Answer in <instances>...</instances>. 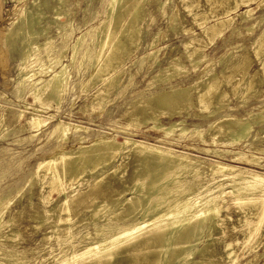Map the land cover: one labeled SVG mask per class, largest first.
<instances>
[{"label": "bare ground", "instance_id": "1", "mask_svg": "<svg viewBox=\"0 0 264 264\" xmlns=\"http://www.w3.org/2000/svg\"><path fill=\"white\" fill-rule=\"evenodd\" d=\"M213 1L216 0H206L207 3ZM218 1L227 4L222 6L223 11H213L207 16L205 11L194 9L199 6L197 0H181L201 26V32H190L194 27L184 25L178 8L170 17L173 23L191 33L183 42L186 62L181 56H170L162 62L163 58L157 55L160 50L156 48L157 33L145 45L147 55L134 57L141 45L144 21L152 11H164L168 0H107L106 18L87 38L82 33L74 36L75 26L71 21L61 19L65 0H28L22 12L6 28L5 40L2 45L0 43V57L5 60L7 54H14L16 50L22 53L15 94L19 99L34 103L33 108H19L13 124L0 115V128L11 127L0 137L28 131V138L34 141L44 126L49 129L45 141L36 145L38 151L44 153L20 180L30 184V189L37 182L42 202L40 208L31 203V212L26 217L39 219L38 228L46 224L43 239L47 243L49 235H54L58 241L57 250L53 245L48 246L52 252L48 258L44 257L43 264H217L223 259L226 264H237L232 242L221 240L223 236L241 234L248 249L254 248V242L264 237V172L222 161L202 166L200 160L165 143L166 137L187 138L189 133L206 142L202 131L207 122V130L213 135L214 142L222 140V146H249V152L264 153L263 139L259 137L264 133V97L259 100V107L243 110L248 98L242 100L240 107L219 103L223 91L218 88L220 75L213 72V66L206 71L199 69L201 81H197V73L189 79L172 81L188 67L196 72L209 56L205 49L228 30L231 35L239 36L245 30L253 31L262 21L248 22L245 29L233 24L237 16L251 20L264 0ZM242 6L247 9L240 10ZM50 9L56 16L54 23L60 42L49 33ZM201 33L205 37L203 44L199 43ZM238 42L230 47V53L223 52L215 57L214 62L225 61L220 74L229 69L230 59L235 61L236 57L249 54L245 42ZM3 43L6 49H3ZM26 46L29 48L25 50ZM69 47L72 49L69 58L75 67L73 73L63 60ZM259 47L264 54V27L253 38L250 49L258 51ZM146 56L150 58L148 70H152L153 80L160 79L163 83L153 87L150 82L141 89H133L119 116L126 117L127 122L119 125V114L110 111L109 103L114 96L123 95L127 87L124 78L129 84L133 83L135 74L143 69ZM87 58L94 67L88 79H81ZM128 62H137V67L126 68ZM74 71L78 75L76 80H72ZM258 75L264 79V56L253 72L239 75V81L232 87L253 83L256 87ZM205 77L208 78L203 80ZM77 80L80 88L73 91ZM93 86L97 89L92 95V103L84 111L90 122L97 116L107 117L106 125H112L110 130L104 126L89 131L81 123L71 121L72 117L56 120L67 94V101L74 93L78 94L76 97L86 96ZM201 86L198 99L206 103L208 96L214 95L216 108L198 115V120L202 118L204 122L194 121L190 127L179 110L180 105H186V109L192 106L193 91ZM178 105L179 108L174 110ZM51 109H55V113L45 114ZM74 113L71 110L69 115ZM164 118L169 119L168 122ZM256 123L262 128L256 130ZM129 127L162 133L165 138L156 142L138 139ZM25 138L16 141L21 143ZM207 151L226 157L228 150ZM237 154L238 158L255 165L263 162L254 152L238 151ZM130 159L134 161L133 171L126 179L125 169ZM7 188L0 190V264H17V261H26L27 256L25 250L18 249L16 240L20 233L21 212L9 211L12 199L8 200L11 190L8 192ZM3 203L6 205L2 208ZM233 213L239 220L237 225ZM197 253L199 259L194 257Z\"/></svg>", "mask_w": 264, "mask_h": 264}, {"label": "rangeland", "instance_id": "2", "mask_svg": "<svg viewBox=\"0 0 264 264\" xmlns=\"http://www.w3.org/2000/svg\"><path fill=\"white\" fill-rule=\"evenodd\" d=\"M28 0H0V43L2 45V42L5 40V31L6 28L9 26V24L15 20L16 16L22 12L24 4ZM66 6L64 7V14H62L61 19L64 21L65 19L68 21H71V23L75 26L76 31L74 33V36L85 34L86 38L91 35L93 32V28L100 23V21L104 20L106 18V1L107 0H65ZM199 6L194 9H196V12L198 11H205L207 16H211L213 11L221 12L223 11L222 6H225L227 4H222L216 1L207 3L206 0H197ZM148 7H150V3H147ZM252 6H255V4H252ZM177 8L179 9V16L182 18V21H184V25L188 28L194 27L193 31H190L191 33H198L201 32V26L197 24V22L194 21L193 16L189 13L188 9L184 6V3L181 2V0H168L167 5L165 7V10H155L150 13V16L147 17V19L143 23V36L141 45L136 51V56L141 58L143 55H147L146 51V43L150 42L152 37L157 33V44L156 48L160 49L157 52V55L160 56V58H163L164 62L166 59H168L170 56H181L184 61H187V54L186 49L184 46V41H186L191 33L185 32L179 24H175L170 20V17L172 16L174 11H177ZM247 7L242 6L240 10H246ZM48 16L50 19L49 21L50 28L49 33L53 37V39L57 42H60V37L57 33V29L55 27L54 20H56V16L54 14L53 10H48ZM69 17V18H68ZM254 20H262L260 23L255 25V28L251 32H247L246 30L243 32V34H240L239 36L231 35L230 30H228L225 35L222 38L216 39L211 45H209L205 51L209 55L208 58H212L209 61L208 58L200 64V68L196 72H193L191 68H187V70L184 73L177 74L172 78V81H181L184 79L192 78L199 69H204L205 71L213 66V72H216V74L220 75V84L218 85L219 90L223 91L221 97L218 99V102L221 104H224L226 107H240L242 104V100L244 98H248V103L246 106H243L241 109L244 108H257L260 106L259 100L264 97V82L262 75H258L255 78V84L256 87H254V83L252 85L248 86H240L239 88H233L232 85L239 81L240 76L244 73L253 72L257 66L261 64V59L263 58L264 54L262 51H260V47L258 51H255L254 49H250L251 43L253 41V38L263 29L264 27V4L263 6L256 9L253 13V16L251 20L245 21L240 16L236 17L233 24L238 26L237 28L245 29V26L248 22H253ZM46 21V20H45ZM250 34V35H249ZM42 40V37H41ZM40 40V41H41ZM238 41L245 42L244 47L247 46V49L249 48V54L246 52V50L243 52L246 54L243 56H238L234 60L228 61L229 69L225 71L224 74H220L223 62L221 63L214 62L215 57H219L222 55L223 52L230 53L232 49L230 48L232 45L236 46L239 44ZM205 37L203 36V33H201V39L199 43H204ZM225 44H228L225 46ZM29 47L26 46L25 50ZM3 49L5 48V44L3 43ZM242 51V50H241ZM260 51V52H259ZM237 55L235 52L233 53ZM72 55V49L69 47L67 51V57L63 58L64 63L69 64V70L71 73H73V70L75 69L74 63L72 62L71 57ZM23 58L22 53L19 50H16L14 54H7V57L5 60H3L0 57V115L3 114V118L6 119L8 122L10 120V123H15L13 121V117L16 114L17 110L19 108L25 109L27 108H33V101L30 100H22L19 99L15 94V87L18 82L19 78V71H18V63ZM138 58H136L134 61H137ZM219 59H217L218 61ZM78 62V60H76ZM150 63L149 56L145 57V60L143 61V69L140 73L135 74V79L132 84H129L128 79L124 78V81L126 82L125 85L127 86L124 91L123 95L116 98V96L113 97V101L109 103L110 111H112L114 114H119L117 118H119V125L125 124L127 122L126 117H119L122 113V110L124 108V103L129 100V96L131 95V91L134 89L136 91L137 89H141L142 87L148 85V83H153V87H160L162 85V81L160 79L153 80V72L152 70H148ZM88 64V65H86ZM137 62L133 64V62H128L126 68L128 69H135L137 67ZM243 66V69L239 67L238 65ZM250 66L248 67V65ZM91 65V66H90ZM132 65L131 67H129ZM6 66V67H5ZM235 66H238L237 68ZM93 64L87 59H85V65L82 67L81 71V79H88L89 73L93 70ZM191 67V66H190ZM148 70V71H147ZM147 72V73H145ZM72 75V74H71ZM199 73H197V79H198ZM209 74L208 76H211ZM240 75V76H239ZM205 76V75H204ZM260 81H259V78ZM72 80H76L78 78V75L72 76ZM205 77L203 80H206ZM202 79H198L197 81H201ZM258 82V83H257ZM77 87L73 91H78L80 88V84L77 80ZM203 86L197 88V90L193 91V104L188 109H186V105H180V109L182 110V113L187 118L186 122L187 125L190 127H193L192 125L197 122H204V119L200 118L201 120H198V115L205 114L210 112L211 110H214L216 108V97L214 95L208 96L206 103H202L198 99V95L200 93L199 89H201ZM136 88V89H135ZM254 88V89H252ZM97 89L96 86H93L91 89H89L88 94L86 96H78L77 93H70L73 94L72 97L67 101V98L69 97V94H67L64 98V104L63 107L60 108V114L56 120H70V117H72L73 122L81 123L84 127L89 128V131H93L96 129H99L100 127H112L110 123H107V117L97 116L93 122H90L88 120V115L84 111L87 105H91L92 103V95L95 93V90ZM118 89V88H117ZM197 96V97H196ZM264 105V104H263ZM84 108V109H82ZM179 108V105L175 108L176 110ZM28 111H32V109H27ZM71 110H74L75 113L73 115H69V112ZM109 111V112H110ZM204 111V112H203ZM55 113V109H51L49 113L45 114H51ZM197 113V116L194 114ZM190 115V116H189ZM169 119L164 118L165 122H168ZM51 121V119H49ZM53 121V120H52ZM51 121V122H52ZM208 123L205 122L203 124V134L205 136L206 142H204L201 139H198L197 136H194V133L187 134V138H180L179 136H171L166 137L162 133L154 132V131H146L142 132V129H137L134 127H129L131 132H134V136L138 139H148L151 142L158 141L159 138H165V143L167 145L175 147L179 151H183L185 154L189 155L193 159H198L202 163V166H209L216 161H222L226 163H230L232 165H236L237 167L241 168H247V169H254L259 172H264V153H258V151L253 150V152L259 156L262 157L260 160L263 161L260 165H255L250 162H247L245 159H240L237 157L238 151H244L248 154H251L253 152H249V146L243 147V146H222L221 141L214 142L213 135L207 130L208 129ZM255 129L258 130L262 128V126H258L257 123L254 124ZM11 128L10 126H2L0 128V135L2 132H7ZM107 130V129H106ZM47 132H49L48 126H44L42 130H40L37 134L38 137L36 140H31L28 138L30 133L28 131L18 133V134H11V136L1 138L0 137V190L7 188L8 192L11 190L10 195L8 196V200L12 199V204L10 205V212L17 214V210L21 212V216L19 218V237L17 238L18 243V249L21 251L25 250L27 260L26 261H17V264H25L27 262L31 264H43L44 257H49L50 249L48 248L49 245H53L57 250L58 248V241L54 235H49V243L45 239H43V235L46 232V224H43L41 227H37L40 225V220L36 218H27L26 215L30 214L31 209V203L35 204L37 208H40L42 205V202H40V192H39V184L37 182L34 183V186L32 189L31 185L28 183L21 182V177L23 174H27L29 169H32L37 164V161H39V155H42V150L38 151L36 148V145L40 142H44L47 136ZM74 136V133L72 135V138ZM263 136V137H262ZM27 137V138H25ZM261 139H263L264 144V133L260 134L259 136ZM23 139L26 140L22 141L21 143L16 141L17 139ZM173 141H176L177 143H173ZM254 142V141H253ZM174 144V145H172ZM253 145V143H252ZM226 149L228 150L225 152L226 157H221L218 154L207 151V149L215 150V149ZM129 165L125 169V178H129V176L132 174L133 171V159L128 160ZM229 188V187H228ZM54 194V193H53ZM57 196H55L56 198ZM30 198V199H29ZM6 205V203H5ZM4 203L2 204V208L5 207ZM233 210L230 211L232 213ZM226 211L224 210L223 213ZM86 214H90L89 210L85 211ZM234 219V223L237 225L239 223V220H237L236 214H231ZM35 219V220H34ZM79 218L77 217V220ZM76 220V221H77ZM238 222V223H237ZM34 224V225H33ZM92 229V227H89ZM207 231V230H206ZM208 238V237H207ZM228 240L229 242H232V248L234 249L236 255H237V264H262L264 263V237H262L260 240L257 241V243L254 242L255 247L252 249L246 248V243L244 242L243 236L240 235H234L233 233H228L227 236H223L221 240ZM246 248V249H245ZM22 254V252H19ZM197 256V259L200 258V256L197 254L194 255V257ZM217 264H226V262L223 260L218 261Z\"/></svg>", "mask_w": 264, "mask_h": 264}]
</instances>
